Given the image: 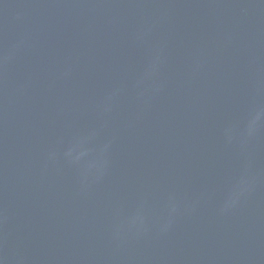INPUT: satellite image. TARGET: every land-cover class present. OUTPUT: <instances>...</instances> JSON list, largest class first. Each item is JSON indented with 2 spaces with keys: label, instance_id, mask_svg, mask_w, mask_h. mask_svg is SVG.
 Returning <instances> with one entry per match:
<instances>
[{
  "label": "water",
  "instance_id": "water-1",
  "mask_svg": "<svg viewBox=\"0 0 264 264\" xmlns=\"http://www.w3.org/2000/svg\"><path fill=\"white\" fill-rule=\"evenodd\" d=\"M0 264H264V0H0Z\"/></svg>",
  "mask_w": 264,
  "mask_h": 264
}]
</instances>
